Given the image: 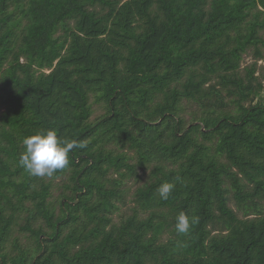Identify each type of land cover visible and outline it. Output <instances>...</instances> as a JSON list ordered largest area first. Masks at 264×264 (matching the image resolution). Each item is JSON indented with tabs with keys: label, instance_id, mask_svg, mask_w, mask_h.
Listing matches in <instances>:
<instances>
[{
	"label": "trees",
	"instance_id": "obj_1",
	"mask_svg": "<svg viewBox=\"0 0 264 264\" xmlns=\"http://www.w3.org/2000/svg\"><path fill=\"white\" fill-rule=\"evenodd\" d=\"M263 59L264 0H0V264H264ZM47 130L87 145L56 201Z\"/></svg>",
	"mask_w": 264,
	"mask_h": 264
},
{
	"label": "clouds",
	"instance_id": "obj_2",
	"mask_svg": "<svg viewBox=\"0 0 264 264\" xmlns=\"http://www.w3.org/2000/svg\"><path fill=\"white\" fill-rule=\"evenodd\" d=\"M25 151L20 155V165L25 171L36 177L51 176L55 171L64 169L69 164V153L73 148H85V142H77L67 138H60L53 130L40 131L23 139ZM175 187L173 183L164 182L158 188L163 200ZM199 223V217H189L180 212L176 216L175 228L178 233H188L190 228Z\"/></svg>",
	"mask_w": 264,
	"mask_h": 264
},
{
	"label": "rangeland",
	"instance_id": "obj_3",
	"mask_svg": "<svg viewBox=\"0 0 264 264\" xmlns=\"http://www.w3.org/2000/svg\"><path fill=\"white\" fill-rule=\"evenodd\" d=\"M255 63V60L253 59V57L251 55L249 56H246L244 62H243V68L246 67V66H249V65H252ZM257 76H260L264 79V59L263 60H260V61H257ZM193 109L191 107H188L186 109V118L188 119V121H190V112L192 111ZM104 113V108L100 105V104H96L94 102V106H93V116H92V119L91 120H95L97 117H99L100 115H102ZM45 181L47 182H52V197L50 198L51 201H56L57 198L60 197L61 193H62V190H63V184H64V181H67V176L65 177H61V178H56V179H53L52 176H44L42 177ZM146 178L143 177L142 181H138L137 183H135V181H130L129 182V186L128 187H131V190H130V194L131 195L135 189L143 184L144 180ZM131 197V196H130ZM129 197V198H130ZM58 210H59V206H58ZM124 211H127L125 210V208L122 209L121 213L123 214ZM118 215L116 214L115 215V218L116 220H119L118 218ZM15 235H17L18 237L22 238L21 242L22 243H25L27 242V238H26V235L28 236V234H24V233H21L18 228H17V233H15Z\"/></svg>",
	"mask_w": 264,
	"mask_h": 264
}]
</instances>
